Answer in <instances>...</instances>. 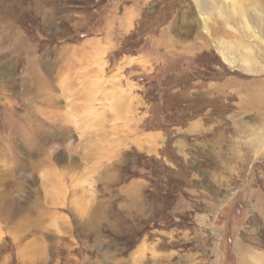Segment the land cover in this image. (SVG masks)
<instances>
[{"label":"rangeland","instance_id":"1","mask_svg":"<svg viewBox=\"0 0 264 264\" xmlns=\"http://www.w3.org/2000/svg\"><path fill=\"white\" fill-rule=\"evenodd\" d=\"M258 250L264 0H0V264Z\"/></svg>","mask_w":264,"mask_h":264},{"label":"bare ground","instance_id":"2","mask_svg":"<svg viewBox=\"0 0 264 264\" xmlns=\"http://www.w3.org/2000/svg\"><path fill=\"white\" fill-rule=\"evenodd\" d=\"M220 1V0H219ZM223 1V0H222ZM260 1V0H259ZM234 2H235V0H234ZM249 2V1H248ZM216 3V2H215ZM226 3H228V2H226ZM232 4H233V2H231ZM213 5H215V4H213ZM222 5V4H221ZM230 6V4H227V6ZM261 5V4H260ZM232 6H235V4L234 5H232ZM249 6V5H248ZM253 6V5H252ZM255 6V5H254ZM222 7H223V5H222ZM225 7V6H224ZM237 7V6H236ZM257 7V6H256ZM227 8V7H226ZM232 8V7H231ZM235 8V7H234ZM252 9V8H251ZM236 13V12H235ZM260 13V12H259ZM245 14V13H244ZM253 12L252 13H249L248 15H247V17L249 18V20H248V23H250V22H253L254 20H253V18H254V16H253ZM243 18H244V16H243ZM246 19V18H245ZM258 19V18H257ZM230 20V19H229ZM246 22H247V20H245ZM257 22V21H256ZM253 24H255V23H253ZM252 24V25H253ZM247 25H249V24H247ZM250 26V25H249ZM248 45V44H247ZM250 47V46H249ZM251 48V47H250ZM223 58L225 59V61H227L229 64H231V65H234L235 66V63H236V61L231 57V56H229L228 54H226L224 51H223ZM241 68V67H240ZM94 79V78H93ZM79 99V98H78ZM52 101H53V99H51ZM56 101V100H55ZM59 122V121H58ZM140 138H138V140H139ZM148 139V138H147ZM150 141V140H149ZM147 143H148V140H147Z\"/></svg>","mask_w":264,"mask_h":264},{"label":"crops","instance_id":"3","mask_svg":"<svg viewBox=\"0 0 264 264\" xmlns=\"http://www.w3.org/2000/svg\"><path fill=\"white\" fill-rule=\"evenodd\" d=\"M251 248L250 249H247L248 252H246V250L243 252L242 251L243 249L241 250V248H240L241 256H242L241 260H243V258H244V253H248V254H252L253 253V251H252ZM240 251H238V252L240 253ZM257 256H258L259 259H262L264 261V250H258L257 251ZM241 263H243V261Z\"/></svg>","mask_w":264,"mask_h":264}]
</instances>
